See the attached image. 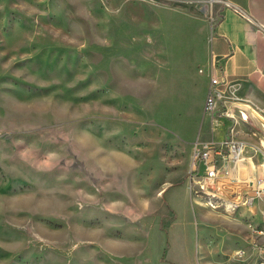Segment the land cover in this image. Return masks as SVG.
<instances>
[{
	"label": "rangeland",
	"instance_id": "rangeland-1",
	"mask_svg": "<svg viewBox=\"0 0 264 264\" xmlns=\"http://www.w3.org/2000/svg\"><path fill=\"white\" fill-rule=\"evenodd\" d=\"M214 24V0H0V264H258L241 190L188 178Z\"/></svg>",
	"mask_w": 264,
	"mask_h": 264
},
{
	"label": "crops",
	"instance_id": "crops-1",
	"mask_svg": "<svg viewBox=\"0 0 264 264\" xmlns=\"http://www.w3.org/2000/svg\"><path fill=\"white\" fill-rule=\"evenodd\" d=\"M214 15L209 55H205L204 51L198 58L202 61L200 74L205 76L208 93L211 78L220 77L218 90L222 101L219 102L215 126L222 127L214 134L211 131L210 140H206L207 135L201 140L213 142L224 138L225 126L231 123L220 115L226 106L235 111L238 126H243L247 132L245 140L260 144L264 132V0H214ZM241 112L248 114L247 123L241 120ZM210 122L213 123L211 117ZM253 132H257V135H253ZM260 158L254 162L247 161L232 172L227 171L228 167L224 168L211 185L217 192L221 189L227 195L232 194L233 190L237 193L246 191L249 189L246 182H254L262 175ZM251 208L258 225H264V201H258Z\"/></svg>",
	"mask_w": 264,
	"mask_h": 264
},
{
	"label": "built area",
	"instance_id": "built-area-1",
	"mask_svg": "<svg viewBox=\"0 0 264 264\" xmlns=\"http://www.w3.org/2000/svg\"><path fill=\"white\" fill-rule=\"evenodd\" d=\"M220 85V77L214 76L211 78V89L209 90L207 99L204 105V114L209 115L213 119L212 133H216L219 127L216 125V116L219 113V102L222 101L221 93L218 90ZM225 110L222 111L221 116L231 121L229 126H225L226 132L224 138L219 141L213 142H202L195 146L192 153V164L189 172V182L191 186H201L203 192L209 196L216 197L217 191L211 185L212 182L218 178L219 173L224 168L228 167V172H232L237 166L244 164L247 161H255L257 159V152L260 151L258 146L245 140L241 135L248 136L246 131H241L243 126H238L239 122L236 117L235 111L229 110L226 106ZM241 120L244 122L249 121L247 113H240ZM244 128V127H243ZM264 128V126H262ZM262 131V129H261ZM261 136L264 141V132ZM253 135H257V132H253ZM261 138V139H262ZM262 141V142H263ZM261 142V143H262ZM263 145V144H262ZM264 149V145L262 146ZM254 152V154H253ZM231 169H230V168ZM261 177L257 178L256 181L246 182L249 189L242 192L241 203L246 207H253L258 201H264V153L261 161ZM234 195H238L234 192ZM233 195V196H234ZM240 199V198H238ZM210 204L213 208L224 207L226 210H232L239 207L238 201H231L230 204L221 203L218 199L213 200ZM262 219L264 222V210L262 211ZM251 227V234L254 236L252 242V248L255 251L256 259L258 264H264V250L261 247V243L258 239L264 236V230L259 225Z\"/></svg>",
	"mask_w": 264,
	"mask_h": 264
},
{
	"label": "bare ground",
	"instance_id": "bare-ground-1",
	"mask_svg": "<svg viewBox=\"0 0 264 264\" xmlns=\"http://www.w3.org/2000/svg\"><path fill=\"white\" fill-rule=\"evenodd\" d=\"M264 145V144H263Z\"/></svg>",
	"mask_w": 264,
	"mask_h": 264
}]
</instances>
